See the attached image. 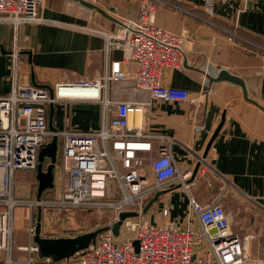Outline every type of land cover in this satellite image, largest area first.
<instances>
[{
    "label": "crops",
    "instance_id": "0c3cea01",
    "mask_svg": "<svg viewBox=\"0 0 264 264\" xmlns=\"http://www.w3.org/2000/svg\"><path fill=\"white\" fill-rule=\"evenodd\" d=\"M112 1L89 2L119 23L71 0H43L40 16L48 21L43 24L16 28L0 23V46L8 52L0 54V98L11 94L14 80L24 85L50 88L59 83L103 82L112 62L119 60L130 74V80L122 84L109 83L108 98L146 100L148 94L136 89L134 84L135 64L125 61L122 50L107 52L105 38L94 32L117 33L127 20L139 17V7L132 6V2ZM166 1H180L192 12L180 14L173 7L157 12L156 24L183 36L186 52L182 67L166 70L163 83L188 90L192 100L154 102L143 116L144 130L176 140L172 154L182 172H194L200 164L190 188L191 196L202 204H209L223 194V207L233 231L256 236L251 252L261 255L259 248L264 244V111L244 99L241 86L227 81L212 82L209 77L228 70L244 80L249 97L264 106V0H251L247 4L217 3L211 8L203 0ZM15 49L20 51L17 76L14 73ZM47 110L51 129L93 131L101 128L99 103H58L48 106ZM137 118L139 121L140 115ZM223 118L224 124L207 151ZM30 172L33 171H19L16 178L19 173ZM211 181L218 184L214 186ZM17 190L28 198L33 197L29 185H19ZM231 191L247 200L253 217L240 221L238 213L226 203ZM162 208L170 209V223L186 227L189 196L184 189L164 193L152 210L159 213ZM50 217L44 208L33 212L27 206L18 207L14 217V248L15 244L18 248L37 245L30 234L34 223L36 228L40 224L41 235L46 238H70L90 232L58 236L56 226L59 225L55 217ZM156 217V223L163 224L165 220ZM65 225L62 221L59 229Z\"/></svg>",
    "mask_w": 264,
    "mask_h": 264
},
{
    "label": "built area",
    "instance_id": "2783aa9c",
    "mask_svg": "<svg viewBox=\"0 0 264 264\" xmlns=\"http://www.w3.org/2000/svg\"><path fill=\"white\" fill-rule=\"evenodd\" d=\"M249 1L203 0L210 8L217 3L247 4ZM42 3L43 0H0V23L17 28L48 22L39 13ZM165 4L164 0H139V17L127 20L119 32L94 30L105 38L107 52L122 50L125 61L135 64L134 84L136 89L148 94L146 100L108 98L109 83L130 80V74L119 60L112 62L103 82L59 83L50 88L14 80L11 94L0 98V264H16L11 253L15 210L20 206L29 204L32 209L57 207L67 211L108 209L119 221L121 213H142L158 193L176 188L184 189L189 196L186 227L170 223V209L162 208L163 224L145 218L147 214L136 218L139 222L127 219L120 236L126 229L133 233V238L120 241L111 230L100 233L95 243L65 264H264V257L251 252V241L256 236L242 238L233 231L223 207V194L209 204H200L191 196L194 172L180 170L172 154L176 140L144 130L143 116L154 102L192 100L188 90L163 83L165 71L182 67L186 56L184 37L156 24L157 12ZM13 56L17 76L20 51L15 49ZM72 88L90 90L97 95L61 94L62 90ZM71 102L99 103L101 128L93 131L51 129L47 107ZM139 113L140 124L136 119ZM55 139L58 141L55 168L59 171L51 192H56V199L20 200L15 187L17 172L36 171L42 149ZM114 224L115 221L109 227ZM35 232L31 227L30 234L35 236ZM135 241L139 242L138 250ZM19 249L31 255L26 264L37 263L36 256L41 254L38 245ZM41 260L43 264L55 263L53 257L43 256Z\"/></svg>",
    "mask_w": 264,
    "mask_h": 264
},
{
    "label": "rangeland",
    "instance_id": "374dc122",
    "mask_svg": "<svg viewBox=\"0 0 264 264\" xmlns=\"http://www.w3.org/2000/svg\"><path fill=\"white\" fill-rule=\"evenodd\" d=\"M89 1H94L98 4V3H100L101 0H89ZM127 1L132 2V6H135V7L138 6L139 7V0H127ZM164 1H166V0H164ZM108 2H109V0H108ZM112 2H116V0H114ZM168 7H173V9L178 11V13H180V14H186V13L192 12L189 9H187L186 7H184L180 3V1H178V2H169V1L167 2L166 1V4L164 6H162L160 10H162L164 8H168ZM39 13H40V8H39ZM124 17H126V16H124ZM45 148L46 147H44L42 150H44ZM48 162H50V164H51L50 159H46V161L43 165V172H47V169L50 166V164ZM58 171H59V168L54 167V185L52 187L53 190L55 188V182H56V177H57ZM37 176H38V169L34 172L19 173L18 174V178H16V181H15V187H16V195L20 200L27 201V202L37 200L36 194L39 193L38 192L39 181H38ZM212 180H214V179H212ZM211 182H212V184H214V186H215V184L216 185L218 184L217 181H215V182L211 181ZM57 184H58V182H57ZM19 185H22V186L29 185L31 187V192L33 194V197L31 196L28 198V197L24 196L25 194L18 193L17 187ZM205 191L206 190L204 189V192ZM56 197H57V194L55 191L51 192L49 189H45L43 191L40 199H43L46 201L47 200L52 201V200L56 199ZM194 198L198 203L202 204L201 202H199L196 199L195 196H194ZM226 203H230L231 210L234 211L235 213H238L240 221L244 220V219L247 220L248 217L251 218L254 216V215H252L251 207H250V204L247 202V200L243 199L241 196H239L238 194H236L233 191H231V193L228 194ZM24 206L26 207L27 204H25L21 207H24ZM153 206L146 213L148 216L145 218H148V219L152 218L153 222L156 223V219H157L156 216H160V212L158 213L157 211L152 210ZM27 208L34 212L35 210L39 209L40 207L34 206L32 209V208H30V206L28 204ZM41 209H43V208H41ZM44 209H45L46 213L49 215V217L50 216L52 218L55 217L54 219H55L56 223L59 225V226H56V228H57L56 234L58 236L59 235L69 236L70 234H77L79 232L86 231V230H90V232H91V231H95L96 229H99V228L109 227V225L111 223H113L114 221H115V223L118 222V221H116L115 214L111 210H108V209L101 210L100 212L89 211V210H80V209H74L72 211H67L64 209L57 208V207H44ZM52 213H55V215L52 216ZM31 220H32V218H31ZM62 221L63 222L65 221L67 226L65 225L66 228L63 227L62 229L61 228L59 229ZM132 222L135 223V222H139V221H138V219L134 218V219H132ZM261 224H262V222H261ZM75 226H80V227L76 230L73 228ZM32 228L36 229L35 223L33 224ZM240 236L243 238L245 235L240 234ZM133 237H134L133 233H130L125 229L124 234L117 237V239L121 241L122 239L133 238ZM65 238H67V237H65ZM255 242H256V240H255ZM251 244H252V241H251ZM29 247L30 246H23V247H19V248H28L29 249ZM19 248L16 247V244H15V248L13 247V251L11 253V258H12L13 262L16 264H20V263L26 264V262L29 261V258L31 255H30L29 251H21ZM259 251H260L259 254H261V255H256V256L263 258L264 255H262V254H264V244H262V247L259 248ZM36 257H37V263L36 264H43L44 263L43 260H41V258L39 257V255H37ZM65 263H66V260L58 262V263H54V264H65Z\"/></svg>",
    "mask_w": 264,
    "mask_h": 264
},
{
    "label": "water",
    "instance_id": "95a60500",
    "mask_svg": "<svg viewBox=\"0 0 264 264\" xmlns=\"http://www.w3.org/2000/svg\"><path fill=\"white\" fill-rule=\"evenodd\" d=\"M80 3L85 8L95 10L105 18H107L110 21L119 23L115 18H113L110 14H108L105 10L100 8L94 3H91L87 0H71ZM8 52L4 50L3 47L0 46V54H7ZM185 66H188L186 63ZM201 71V70H199ZM209 80L212 82H222L227 81L233 84H236L238 86H241L243 88L244 92V99L248 101L249 103H252L259 107L262 111H264V106L259 104L257 101L253 100L249 97L248 90L246 87V83L244 80H242L240 77L231 74L228 70H221V72L216 77H209ZM225 118H223V121L219 128L216 130L213 138L211 139L207 151H209L210 147L212 146L213 141L215 140L216 136L220 132L223 124H224ZM57 154H58V141L55 139L51 144H49L44 150L41 151L39 156V166H38V181H39V195L38 199L41 198L42 193L45 189L52 188L54 185V167L55 163L57 161ZM46 159H50L51 164L49 168L47 169V172H43V165L46 161ZM200 168V164L197 165V168L194 170V176L191 181H194L198 171ZM164 193H158L155 198L148 204V206L145 208V210L142 213L139 212H123L119 216V221L115 223L111 227H104L96 229L95 231L87 232L84 234H81L77 237H70V238H46L42 237L41 235V226L40 224L36 228L35 236H34V242L40 247V253L41 255L45 257H53L55 263L68 260L69 258L73 257L76 253L84 251L90 247L91 244L96 242L97 236L100 233L107 232L109 230L112 231L113 235L115 237L120 236V230L123 225V223L127 219H133L138 218L141 215H145L151 207L159 200V198ZM134 245L136 246L137 250L139 249V242L135 241Z\"/></svg>",
    "mask_w": 264,
    "mask_h": 264
},
{
    "label": "bare ground",
    "instance_id": "6f19581e",
    "mask_svg": "<svg viewBox=\"0 0 264 264\" xmlns=\"http://www.w3.org/2000/svg\"><path fill=\"white\" fill-rule=\"evenodd\" d=\"M62 95H66V96H73V97H81L84 95H88V94H92V95H97V92H92L90 90H84V89H80V88H72V89H68V90H62L61 91ZM138 115H140V120L142 118L141 114L139 113ZM137 119V123L140 124L141 121H138V118L136 116ZM133 121V117L131 119V122ZM2 177V172L0 171V179Z\"/></svg>",
    "mask_w": 264,
    "mask_h": 264
}]
</instances>
